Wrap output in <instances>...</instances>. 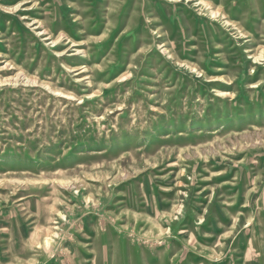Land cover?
Returning a JSON list of instances; mask_svg holds the SVG:
<instances>
[{
  "label": "rangeland",
  "instance_id": "rangeland-1",
  "mask_svg": "<svg viewBox=\"0 0 264 264\" xmlns=\"http://www.w3.org/2000/svg\"><path fill=\"white\" fill-rule=\"evenodd\" d=\"M206 1L0 0V264H264V0Z\"/></svg>",
  "mask_w": 264,
  "mask_h": 264
},
{
  "label": "bare ground",
  "instance_id": "bare-ground-1",
  "mask_svg": "<svg viewBox=\"0 0 264 264\" xmlns=\"http://www.w3.org/2000/svg\"><path fill=\"white\" fill-rule=\"evenodd\" d=\"M197 2H198V1H197ZM199 2H200V3H205V2H207V1H206V0H205V1H204V0H199ZM208 4H209V3H208ZM207 6H208V5H207ZM209 12H210V11H209ZM215 12H216V11H215ZM38 32H39V31H38ZM41 32H42V33H45V32H46V28L43 29L42 31H40L39 34H41ZM46 33H47V32H46ZM52 42H55V40H52ZM263 52H264V51H263ZM256 58H258V57H256ZM30 81H31V80H30ZM20 83H21V82H20ZM53 91L55 92V90H53ZM222 93H223V92H222ZM47 237H48V236H46L45 238L47 239ZM46 241H47V242H46L47 244L50 243V239H47Z\"/></svg>",
  "mask_w": 264,
  "mask_h": 264
}]
</instances>
